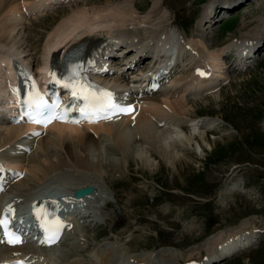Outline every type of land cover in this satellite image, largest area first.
Listing matches in <instances>:
<instances>
[{"label": "rangeland", "instance_id": "1", "mask_svg": "<svg viewBox=\"0 0 264 264\" xmlns=\"http://www.w3.org/2000/svg\"><path fill=\"white\" fill-rule=\"evenodd\" d=\"M129 1L132 0H88L87 3L99 7ZM211 1L133 0L132 3L141 16L150 13L152 20L167 17L168 28L178 29L180 34L186 30L189 37L195 38L197 19L213 4L206 5ZM155 2L158 8L154 11ZM67 10V6L59 7L28 22L32 23L28 32L36 53V66L47 34ZM226 15L235 16L238 22L231 18L219 25L217 35L207 38L215 44L210 46L207 42L212 49L242 35H245L242 38L258 36L264 29V0H244ZM258 57L253 67L239 73L233 69L231 58L228 62L232 70L230 85L222 87L218 100L211 96L201 101L190 100L191 118L208 116L200 119H209L211 124L213 118L218 125L206 129L185 127L186 132L175 123L162 128L170 129L173 136L184 140L203 133L207 141L215 142L213 149L194 140L185 144L170 143L179 158L173 164L171 158L163 160L152 153L151 159L157 168L154 172L145 166L141 170L132 160L128 164L121 163L118 158V167L105 168L107 180L94 173L85 177L76 174L74 182L92 177L102 199L98 198V202L86 210L89 217L76 220L78 229L67 235L54 254H50L48 264L185 263L203 258L200 254H210L226 236L244 234L252 238L254 231L256 235H263L262 239L257 238L254 248L217 264H264V242L259 243L264 240V233H260L264 231L263 48ZM68 184H72L71 181ZM52 185L61 189L58 183Z\"/></svg>", "mask_w": 264, "mask_h": 264}, {"label": "bare ground", "instance_id": "2", "mask_svg": "<svg viewBox=\"0 0 264 264\" xmlns=\"http://www.w3.org/2000/svg\"><path fill=\"white\" fill-rule=\"evenodd\" d=\"M87 1L0 0V98L2 94L7 95L11 88L12 65L21 64L28 68L34 65L36 53L32 48V41L30 42L31 33L28 32V27H32V23L28 24V22L57 7L67 6L69 8L67 14L45 38L42 50L38 54L40 66L44 63L49 64L48 59L51 56V65L60 67L67 54L76 53L80 50L77 46L85 43L88 45L87 57L90 58L97 57L102 52L124 54L123 61L117 63L120 64V69H117L116 77L106 80L96 76L94 79L97 82H106L107 85L108 82H119L121 89L127 91L126 96L139 107L133 117L117 123L107 122L91 126H67L54 123L45 130L36 129L35 132H30L22 125L16 126L8 120H2L5 117L4 112H7V108L12 105L0 103V159L16 162L15 165L4 167L16 169L20 175H24L22 179H14L10 182L8 186L10 189L0 197V206L12 202V205L21 207L26 200L31 203L39 193L56 188L53 183H58L57 187L64 193H71L91 185L95 188L93 196H96L99 192L97 182L92 177L83 182H78V179L74 182L72 180L75 179L76 174L85 177L89 173H94L100 179L107 180L108 171L105 168L115 169L119 165V159L121 163L127 164L132 160L140 165L141 170L145 166L154 172L157 168L151 159L152 153L160 155L163 160L171 158L173 164L176 158H179L178 154L172 151L170 143L185 144L194 140L197 144L201 142L204 146L206 144L213 149L215 142L207 141L203 133L192 136L190 140H184L173 136L169 132L170 129H159L158 125L168 121L178 126L190 118L193 112L190 100L201 101L207 94L212 99L218 100L221 87L228 82L230 66L227 64L234 54V49L237 51V56L235 55L232 64L239 70L247 66L250 57L257 51L256 48L264 42L263 31L260 36L243 37L213 49L210 47L211 44L202 38H193L181 43L180 40L183 38L167 27V17L159 16L160 18L152 20L150 13L141 16L132 1L112 5L108 3L99 7L88 6ZM157 4L155 2L152 7L154 11L158 8ZM228 4L234 5L230 2L226 5L213 3L206 7L203 16L198 19L197 31L203 36L206 32L213 34L214 31H210L213 29L215 15L218 9H225ZM166 39H174L176 42L179 40V51L175 53L171 49L177 64L172 68L173 73L166 77L164 89L151 91L146 84L148 75L157 69L159 62L163 61L159 42ZM130 53L132 56L126 58ZM133 64L137 67L136 70L129 69ZM198 64L203 68L205 67L203 64L209 65L214 70L213 73L211 72V77L199 79L193 76V70ZM126 68L128 70L124 72ZM87 74L88 77H93L90 69L87 70ZM131 83L137 84L135 88L133 85L128 86ZM200 121L203 128L209 127V119H200ZM102 142L106 143L104 144L106 148L102 146ZM143 145L145 148L142 147ZM63 169L68 172H64ZM70 181L72 184H68ZM64 183L68 186H59ZM255 233L254 231L252 238L244 234L226 236L223 239H227L219 242L207 258L190 260L184 264H207L223 257L249 251L255 247L257 238H263V235ZM24 245L11 247L12 245L8 244L7 246L10 247H2L0 263L11 258H23L28 264H48L47 261L51 258V253L48 252L55 249V247L49 249L38 247L35 244L24 248ZM28 254L29 256H26ZM103 260L105 261L106 258Z\"/></svg>", "mask_w": 264, "mask_h": 264}, {"label": "snow or ice", "instance_id": "3", "mask_svg": "<svg viewBox=\"0 0 264 264\" xmlns=\"http://www.w3.org/2000/svg\"><path fill=\"white\" fill-rule=\"evenodd\" d=\"M200 74L203 75L202 72ZM49 75H51L55 80L54 73L50 72ZM29 79H31V77H29ZM56 83H59V81H56ZM63 87L67 88L69 87V84L65 83L63 84ZM72 95L75 98L82 99L85 102L87 110L81 109V113L82 115L85 116V118L89 119V122H95L93 119H91V117L93 116L101 119H109L110 118L109 113H114L116 111H120V112L130 111V109L121 108L118 105L112 103V94L110 92L105 91L102 94L97 95L92 92H86L83 89V87H81L78 90L75 88V86H73ZM24 103L27 105V109H28L25 115H27L30 122L46 125L52 119L65 120V117L63 115L54 112L56 105L55 104L49 105L44 100V98L39 94V92L35 90L34 83L32 85V89L29 92V98ZM65 122L67 121L65 120ZM71 122L77 123L78 121H71ZM38 218H43V216L41 214H38ZM0 225H2L5 228V235L8 238L7 242L9 244H15L21 242L19 237L16 236L14 233L7 232V224L4 223V221H0ZM56 238L57 237L54 232L53 235L49 237V240L51 242H55Z\"/></svg>", "mask_w": 264, "mask_h": 264}, {"label": "water", "instance_id": "4", "mask_svg": "<svg viewBox=\"0 0 264 264\" xmlns=\"http://www.w3.org/2000/svg\"><path fill=\"white\" fill-rule=\"evenodd\" d=\"M92 192H93V187L89 186V187L75 191L74 196L75 197H82V196H86L87 194H91Z\"/></svg>", "mask_w": 264, "mask_h": 264}]
</instances>
